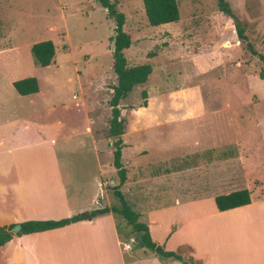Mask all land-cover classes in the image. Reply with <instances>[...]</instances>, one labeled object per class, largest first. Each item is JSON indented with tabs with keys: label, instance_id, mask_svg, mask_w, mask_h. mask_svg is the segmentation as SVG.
<instances>
[{
	"label": "crops",
	"instance_id": "crops-1",
	"mask_svg": "<svg viewBox=\"0 0 264 264\" xmlns=\"http://www.w3.org/2000/svg\"><path fill=\"white\" fill-rule=\"evenodd\" d=\"M227 20L236 40L231 19ZM109 44L107 51L111 54ZM149 53L148 56L152 55ZM54 55L44 67L54 64ZM242 65V62L234 65L237 69L234 77L239 79V85L246 82L238 67ZM23 77L26 75L21 70H13L4 83L0 82V226L73 215H79L80 219L56 228L13 235L0 245V264H182L175 259L159 260L153 252L145 254L146 248L140 246L143 256L124 257L121 250H130L135 244L124 219L116 214L126 228L121 241L117 230L120 222L115 213L89 218L90 210L111 206L106 194L105 197L102 194V178L103 172L116 174V171L111 164L102 169V155L106 152L93 131L94 120L99 117L91 112L97 109L104 111L105 117L110 115L107 101L116 82L115 75L109 87L100 78L96 88L80 83L76 92L54 100L51 97L56 95L58 87L45 77H35L36 92L18 94L11 82ZM101 86L107 91L101 92ZM225 91V101L240 98L237 84L231 83ZM102 99L105 102L101 103ZM168 100L161 101L159 110L123 117L120 162L125 178L118 190L129 206L136 207L137 220L147 226L151 240L164 249L187 244L191 256L200 264H242L238 257L231 259L229 251L236 247L240 250L241 241L232 247L225 245L222 238L233 229L241 234L242 229L257 225L258 220L264 226V195L254 198L244 185L235 189L246 188L249 203L217 210L213 197L218 193L198 189L202 185L231 183L239 177L240 170L241 176L245 173L242 144L235 139L223 142L217 138L216 131H211V137L202 133L199 128L204 126L201 124L204 119H200L203 112L193 111V98ZM192 129L202 133L199 140L194 139L188 146L180 145L181 136L187 138ZM226 145L235 147L238 160L219 155ZM230 168L236 172L232 174ZM183 183L193 185L185 194L191 196L184 200L174 192ZM87 184L92 185L89 190L83 186ZM81 190L88 191V195L83 196ZM166 200L170 202L165 203ZM85 212L88 218L80 216ZM260 231L264 235V229ZM124 243H129V248L124 249Z\"/></svg>",
	"mask_w": 264,
	"mask_h": 264
},
{
	"label": "rangeland",
	"instance_id": "rangeland-1",
	"mask_svg": "<svg viewBox=\"0 0 264 264\" xmlns=\"http://www.w3.org/2000/svg\"><path fill=\"white\" fill-rule=\"evenodd\" d=\"M109 1L124 15L122 29L131 41L124 50L126 64L147 62L151 65L146 83L133 86L118 102L120 118L124 119L125 114L128 118V114L135 112L159 110L163 99L193 98V111L203 112L200 119H204L201 123L204 126L199 128L204 131L202 133L211 137V131H216L217 138L223 142L238 140L242 144L241 155L246 165L245 173L243 171L241 176L240 170L239 177L233 182L202 185L198 189L220 194L247 185L254 198L264 195V76L260 73L261 61L258 58V54L264 56V0H225L243 28L246 40L232 38L229 17L218 10L217 0H177L178 20L156 26L147 24L142 0ZM112 34L113 21L97 0H0V82L4 83L5 77L13 70H21L26 76L48 78L49 83L58 87L56 95L51 97L53 100L76 92L80 83L96 88L100 78L109 87L113 73L111 54L107 50L110 49L109 37ZM44 39H50L55 49V61L49 67L34 63L29 50L33 42ZM246 42L256 54L247 49ZM149 52L152 55L148 56ZM235 59L238 64H244L238 67L241 75L246 76L245 85H239V79L234 77L237 72ZM214 61L220 64L214 65ZM231 83L237 84L241 93L238 100L228 102L224 94H227L225 88ZM142 89L146 91L145 107L140 105ZM100 91L107 89L102 87ZM150 96L153 99L149 101ZM103 102L105 100L102 99ZM91 114L99 117L94 120L93 131L104 145L106 153L102 155V169H105L111 164L109 150H112L114 139L107 136L110 115L105 117V112L97 109ZM152 129L157 131V128ZM197 130L192 129L187 138L181 136L180 145L188 146L194 139L198 141L202 133ZM219 155L239 158L238 151L231 145L224 146ZM106 156L108 159L104 164ZM90 165L88 161L87 167ZM229 171L232 174L236 172L234 168ZM117 184L115 172H103L102 194L103 197L106 194L108 205H118L111 190ZM83 186L89 190L92 185ZM192 189L193 185L183 183L174 192L184 200L190 195L185 194ZM84 192L81 190V194L87 196L88 191ZM96 196L98 198L97 193ZM114 216L120 222L118 238L123 241L126 228L122 225L121 216ZM252 226L242 229L241 234L233 229L224 235L222 242L233 247L241 241L240 250L237 247L229 250L231 259L238 257L242 264H264V235L260 231L264 226L260 220ZM213 242L215 245L216 241ZM182 250L186 252L187 249ZM144 251L145 254L151 253L148 249ZM121 253L124 257L143 256L136 244L130 250H121Z\"/></svg>",
	"mask_w": 264,
	"mask_h": 264
},
{
	"label": "trees",
	"instance_id": "trees-1",
	"mask_svg": "<svg viewBox=\"0 0 264 264\" xmlns=\"http://www.w3.org/2000/svg\"><path fill=\"white\" fill-rule=\"evenodd\" d=\"M97 1L103 8H105L107 17L113 21V34L109 37V40L111 42V68L113 74L115 75L116 82L111 86V95L107 101L110 108L107 136L114 137L112 141L111 165L115 168L118 177V184L114 185L111 190L112 194L118 200V205L103 206L90 210L89 218L104 215L108 212L118 214L124 219L126 224L129 225L130 233L133 237L140 236V241L133 238L134 243L153 252L159 260L165 261L175 259L180 261L182 264H200L199 260H195L191 256V248L189 246L180 245L175 250H166L161 245L151 240L147 226L137 220L138 214L130 208L121 192L118 190V185L122 183L125 178V170L120 162V134L123 132L124 119L119 117L118 102L126 96L133 86L145 82L151 71V66L149 63L136 64L132 66H128L126 64V59L122 50L129 46L130 39L122 29L124 15L121 11H118L114 4L109 0ZM142 7L145 19L149 26L175 22L179 18L177 0H142ZM217 8L224 15L232 19L236 37L240 40H246L243 28L239 25V21L234 16L228 2L225 0H217ZM246 47L251 53L256 54L248 42H246ZM29 50L34 63L40 66H46L51 63L55 52L53 42L50 39L33 42L29 46ZM258 58L261 61L260 73L264 76V56L258 54ZM11 84L18 94L32 93L36 92L38 89L36 79L33 76H26L13 80ZM140 95L142 97L140 105L145 106V90L142 89L140 91ZM151 99L152 98H150L149 101ZM213 201L217 210H225L244 205L250 202L249 191L246 188H240L232 190L228 193L216 194L213 197ZM78 219H80L79 215L49 220H26L18 223L19 229L16 231L11 230V227L15 224L0 226V245L9 240L13 235L56 228L74 222ZM182 248L187 249L186 252H184Z\"/></svg>",
	"mask_w": 264,
	"mask_h": 264
},
{
	"label": "water",
	"instance_id": "water-1",
	"mask_svg": "<svg viewBox=\"0 0 264 264\" xmlns=\"http://www.w3.org/2000/svg\"><path fill=\"white\" fill-rule=\"evenodd\" d=\"M80 216H81L82 218H88V213H87V212L82 213V214H80ZM18 229H19V225H18V224H15V225H13V226L11 227V230H12V231H16V230H18ZM135 239H136L137 241H140V236H136Z\"/></svg>",
	"mask_w": 264,
	"mask_h": 264
},
{
	"label": "built area",
	"instance_id": "built-area-1",
	"mask_svg": "<svg viewBox=\"0 0 264 264\" xmlns=\"http://www.w3.org/2000/svg\"><path fill=\"white\" fill-rule=\"evenodd\" d=\"M123 248H124V249L129 248V243H124V244H123Z\"/></svg>",
	"mask_w": 264,
	"mask_h": 264
}]
</instances>
